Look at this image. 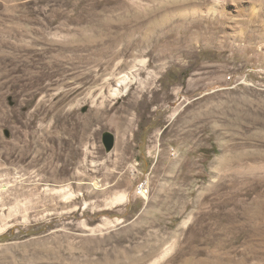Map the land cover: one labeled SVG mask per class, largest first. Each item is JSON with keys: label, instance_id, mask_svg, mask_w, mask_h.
I'll use <instances>...</instances> for the list:
<instances>
[{"label": "rangeland", "instance_id": "rangeland-1", "mask_svg": "<svg viewBox=\"0 0 264 264\" xmlns=\"http://www.w3.org/2000/svg\"><path fill=\"white\" fill-rule=\"evenodd\" d=\"M0 264H264V0H0Z\"/></svg>", "mask_w": 264, "mask_h": 264}, {"label": "water", "instance_id": "water-1", "mask_svg": "<svg viewBox=\"0 0 264 264\" xmlns=\"http://www.w3.org/2000/svg\"><path fill=\"white\" fill-rule=\"evenodd\" d=\"M105 138H106V149L108 152H110L113 147H114V141L113 139L111 138V135L108 133L105 135Z\"/></svg>", "mask_w": 264, "mask_h": 264}, {"label": "built area", "instance_id": "built-area-1", "mask_svg": "<svg viewBox=\"0 0 264 264\" xmlns=\"http://www.w3.org/2000/svg\"><path fill=\"white\" fill-rule=\"evenodd\" d=\"M146 186L144 184H140V186L138 187V192L140 195H143L144 192L146 193Z\"/></svg>", "mask_w": 264, "mask_h": 264}, {"label": "bare ground", "instance_id": "bare-ground-1", "mask_svg": "<svg viewBox=\"0 0 264 264\" xmlns=\"http://www.w3.org/2000/svg\"><path fill=\"white\" fill-rule=\"evenodd\" d=\"M126 82H127V80L124 78V80H122L120 83H121L122 85H125Z\"/></svg>", "mask_w": 264, "mask_h": 264}]
</instances>
